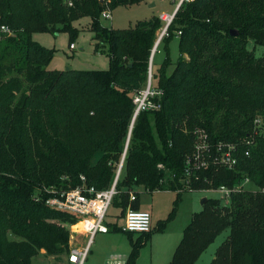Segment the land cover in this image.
Instances as JSON below:
<instances>
[{
	"label": "trees",
	"instance_id": "1",
	"mask_svg": "<svg viewBox=\"0 0 264 264\" xmlns=\"http://www.w3.org/2000/svg\"><path fill=\"white\" fill-rule=\"evenodd\" d=\"M142 1L0 0V26L12 31H0V264H33L43 250L65 255L78 217L48 205L47 190L109 188L126 147L112 204L121 211L117 219L130 207L140 209L139 186L176 191L172 215L186 191L235 187L247 177L255 188L232 193L228 205L209 197L167 264H196L224 231L210 264H264V136L254 134L255 118L264 116V54L249 48L250 41L264 45V0L179 5L159 44L166 58L153 71L161 107L137 116L127 145L133 95L146 85L164 20L153 15L117 29L105 26L102 14ZM84 17L97 49H108L109 68L49 69L53 50L33 34L66 31L72 44L82 29L74 22ZM231 29L238 34L231 35ZM174 37L180 56L170 71ZM199 130L212 148L237 143L235 168L187 174ZM250 138L254 143L248 145ZM107 224L110 231L121 230L117 222ZM139 247L131 252V264Z\"/></svg>",
	"mask_w": 264,
	"mask_h": 264
},
{
	"label": "rangeland",
	"instance_id": "2",
	"mask_svg": "<svg viewBox=\"0 0 264 264\" xmlns=\"http://www.w3.org/2000/svg\"><path fill=\"white\" fill-rule=\"evenodd\" d=\"M179 0H143L140 3L132 5H121L111 10L112 17L102 16V23L110 28H130L135 26L139 20L151 18L153 15H161L167 11L171 12ZM155 3V6L151 5ZM89 19L81 18L74 22V25L82 27L81 31L74 38V48H71V38L68 32H35L33 38L41 45L53 50V57L48 66L49 69L57 70H89V69H107L110 65V56L107 47L97 49L95 34L87 28ZM166 23L158 32V37L162 33ZM156 40V41H157ZM169 53L172 61L170 71L180 56L179 38L174 37L169 44ZM249 48H255L258 56L264 54V45H255L250 41ZM166 58L164 45L159 46L154 60L153 71L161 67ZM154 85H158V79L154 77ZM250 185V184H249ZM253 186L250 185V188ZM139 193V204L141 209L148 210L152 214V232L145 235L141 232L127 233L123 230H113L108 233H99L96 235L91 246V252L87 264H104L112 255L121 254L129 257L135 245H140L133 264H167L172 260L177 246L180 244L186 227L190 223L195 212L203 208L204 198H221L222 193L217 190H197L186 191L182 195L175 213L174 201L176 191L173 190H155L147 191L144 187L136 188ZM120 209L112 205L107 215V222L116 223L119 228L124 226V218L117 219L120 215ZM172 218L160 226L163 220ZM227 235L224 231L217 237L214 243L201 255L196 264H210L215 257V252L221 242ZM147 236V237H146ZM33 264H67L65 257L56 255H47L40 252L34 257Z\"/></svg>",
	"mask_w": 264,
	"mask_h": 264
},
{
	"label": "built area",
	"instance_id": "3",
	"mask_svg": "<svg viewBox=\"0 0 264 264\" xmlns=\"http://www.w3.org/2000/svg\"><path fill=\"white\" fill-rule=\"evenodd\" d=\"M187 1L191 0H180V4ZM102 16L111 18V11L105 10ZM160 17L165 21L166 25L153 47L147 71L146 85L133 95L135 104L133 122L141 112L156 111L161 107L162 91L154 85L153 58L158 51L162 38L168 35V27L173 20L174 14L162 13ZM0 31L7 34L12 33L11 29L6 25H1ZM74 47L75 45L72 43L71 48ZM254 124V134L264 136V116L256 117ZM197 136L195 154L187 160V174L202 168L225 166L233 169L236 167L238 164L237 143L221 142L212 148L205 132L199 130ZM251 138L245 141L248 145L254 143ZM245 153L250 155V150L248 149ZM123 162L124 160L122 159L119 169L122 168ZM159 167L162 168L163 165L160 164ZM118 176L112 185L104 190H97L93 186L86 185H80L69 190L59 191L54 188L47 190L52 194L46 199L48 205L75 214L78 217V221L70 227L69 250L65 255L61 256V258L65 257L67 264H87L96 235L110 232L107 224V215L113 204L114 197L118 193ZM82 178L84 179V177ZM249 184L251 185V180L247 177L235 187L222 185L213 190L220 191L222 193L220 199L228 205L230 204L232 193L242 189H255L250 188ZM135 198L136 196L132 192L131 200L133 201ZM121 230L127 233L141 232L145 234L150 232L152 230L151 213L149 211L135 210L131 207L128 208L124 216V226L121 227ZM42 253L46 254L44 250ZM104 264H131V257H125L121 254L112 255Z\"/></svg>",
	"mask_w": 264,
	"mask_h": 264
},
{
	"label": "water",
	"instance_id": "4",
	"mask_svg": "<svg viewBox=\"0 0 264 264\" xmlns=\"http://www.w3.org/2000/svg\"><path fill=\"white\" fill-rule=\"evenodd\" d=\"M230 33H231V35H237V34H238V31L235 30V29H231ZM66 70H69V67H67ZM133 124H134V122H133L132 125H131V129H130V133H129V137H128L127 145H128V143H129V140H130V134H131V130H132ZM126 151H127V147H126V150H125V152H124L123 160H124V158H125ZM120 171H121V169H119L117 176L120 174ZM207 199H208V198H204L203 201H202V204H204V203L207 201Z\"/></svg>",
	"mask_w": 264,
	"mask_h": 264
},
{
	"label": "crops",
	"instance_id": "5",
	"mask_svg": "<svg viewBox=\"0 0 264 264\" xmlns=\"http://www.w3.org/2000/svg\"><path fill=\"white\" fill-rule=\"evenodd\" d=\"M179 5H180V0L176 3V5L174 6V8H173V10L171 11V12H169V11H167L166 13L167 14H174L175 12H176V10L178 9V7H179ZM152 6H155V3H153L152 5H151V7ZM139 210H142V211H148V210H144V209H141V205L139 204ZM150 212V211H149ZM151 216H152V214H151Z\"/></svg>",
	"mask_w": 264,
	"mask_h": 264
}]
</instances>
